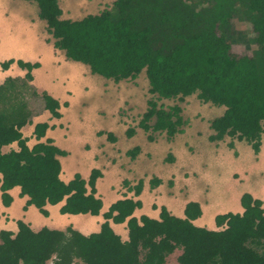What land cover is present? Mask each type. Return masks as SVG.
Masks as SVG:
<instances>
[{"label": "trees", "instance_id": "obj_1", "mask_svg": "<svg viewBox=\"0 0 264 264\" xmlns=\"http://www.w3.org/2000/svg\"><path fill=\"white\" fill-rule=\"evenodd\" d=\"M39 7V18L48 24L57 50L67 59L88 65L93 74L120 85L144 70L157 100L183 99L192 95L204 103L224 107L214 119L211 142L227 136L246 141L258 155L264 135V0H116L111 9L79 21L62 20L60 0H25ZM247 23L249 31L239 25ZM241 29L242 31H240ZM243 45L251 55L238 57L232 47ZM14 61L3 64L8 69ZM24 78H7L0 84V174L4 206L12 203L8 191L21 188L48 217V205L64 203L61 214L98 216L103 200L96 183L102 177L93 170L87 183L79 174L69 183L61 180L59 156L52 140L27 145L22 128L42 111L60 117V102L33 85L39 63L18 62ZM31 90V91H30ZM26 93L43 105L35 112ZM39 98V99H38ZM186 122L178 105L166 107L150 101L139 127L145 133H166L168 140L183 132ZM49 125L35 126L41 141ZM130 136L135 134L129 130ZM153 139V136H150ZM17 142L19 151L3 153ZM229 147L232 149L233 145ZM140 149L131 152L135 157ZM162 180L154 178L151 186ZM127 184V183H126ZM144 183L130 187L139 196ZM90 188V190L88 189ZM243 213L220 214L209 230L193 222L202 217L201 204L190 201L185 218L161 208L160 219L134 217L142 201L118 200L104 214L99 233L84 236L43 228L34 232L23 221L18 232H0V264H165L176 250L179 264H264V200L245 193ZM127 224L128 240L112 229Z\"/></svg>", "mask_w": 264, "mask_h": 264}, {"label": "rangeland", "instance_id": "obj_2", "mask_svg": "<svg viewBox=\"0 0 264 264\" xmlns=\"http://www.w3.org/2000/svg\"><path fill=\"white\" fill-rule=\"evenodd\" d=\"M7 1L10 7H7L8 18L0 24V33L5 35L9 29H13L14 32H9L34 45L36 32L40 36L43 35L47 43H54L53 37L48 34L47 22L39 18V7L36 3L23 0ZM115 1L60 0L62 20L79 21L88 15L99 14L111 9ZM5 5L6 3L0 0L1 13ZM11 8L17 11L12 18ZM24 20L36 25L31 30L36 31L31 32L23 27L21 23ZM239 27L243 31H249L246 28L251 29L247 23H242ZM232 53L242 57L251 55L252 51L243 45H235L232 47ZM11 60L18 59L15 56ZM7 62L0 58V84L7 78H17L15 74L5 72L3 64ZM79 65L84 69L83 75L72 73L61 82L60 87L66 102L60 111V117L46 112L41 118L47 122L45 115H48L54 126L49 127L51 131H64L62 128L71 125L77 131L84 126L88 130L85 132L87 135L95 136L98 152L93 162L88 164V169L101 162L111 167L112 160H116L115 165L119 168L109 183V191L105 192L113 198L105 193L102 196L105 206L101 211L103 222V214L117 200L115 195L134 197V191L128 189L137 186L140 181H143L144 186L137 199L143 202L144 209L147 207L140 214L145 212L157 218L162 207H167L171 213L176 214L177 209H185L188 202L196 201L201 204L203 211L201 224L211 230H220L214 223L217 215L237 212L236 207L243 194L249 193L256 199L264 200V135L258 155L250 144L229 136L223 141L211 142L210 136L214 134L211 123L224 114V107L206 104L197 95L183 99L157 100L151 93L145 70L135 79H128L116 85L111 80L93 74L88 65ZM39 91L44 93L40 88ZM26 98L32 102L33 111H42L40 100L38 102L36 97L29 93H26ZM150 101L158 105L164 104L167 108L174 105L181 107L186 124L183 132L176 135L175 139L169 141L164 132L145 133L139 127ZM85 114L90 115L92 119H80L84 118ZM22 129L24 136L30 132L35 133L25 126ZM131 129L135 131L132 136L128 134ZM150 136H153V139ZM230 144L233 145L232 149ZM136 148L140 151L133 157L131 152ZM2 151L9 152L10 145L4 146ZM154 178L162 180L161 184L152 187ZM221 181L223 183L219 184ZM124 192L127 193L123 194ZM117 232L123 240H128L127 225L123 224ZM180 255L181 250H177L167 258L166 264H179ZM47 264H53V261Z\"/></svg>", "mask_w": 264, "mask_h": 264}, {"label": "crops", "instance_id": "obj_3", "mask_svg": "<svg viewBox=\"0 0 264 264\" xmlns=\"http://www.w3.org/2000/svg\"><path fill=\"white\" fill-rule=\"evenodd\" d=\"M7 7L9 6L6 3L3 9V13L0 12V24L2 23L3 20L8 18ZM16 14L17 11L12 9L10 13V18L15 16ZM21 25H23V27L29 29L30 31L36 27V25H32V23L29 22L28 20H24L21 23ZM9 31L14 32L13 29H9ZM9 31H7L5 35L0 33V58L3 61H8L16 56L18 60H15V63L11 65V67L8 70L6 69L5 72L12 73L15 74L17 77L23 78L25 77L27 71L19 66L18 64L19 61H22L24 63H31V64L39 63L40 67L34 69L32 72L34 77L33 85L37 88L40 94L41 92L39 91V88L42 90V92L47 93L56 100H58L61 105L60 108L61 111L64 108V104L66 102L64 101V96L61 91V87H60L61 82L63 81L64 78H66L68 75L72 73L83 75L84 69H81V66L79 65L82 63L68 60L64 51L57 50L52 43H47V40L44 39L43 35L40 36L38 33L35 32L36 30L31 31V32H35L36 34L33 41L34 45L14 36L13 33ZM72 69H75L76 71L74 72V70ZM68 79H70V76ZM62 85H64V83ZM46 112L50 113L49 111H43V113L41 112L40 114L32 118L31 124H28L25 127H28L30 131L33 130L34 132H35V126L38 124L47 123L49 127L50 126L52 127L53 124L52 121L49 120L48 115H45L47 122H45L41 118L42 114ZM80 119L88 120V119H92V117L90 115L85 114V117ZM62 129H64V131L62 130L51 131L50 129H48L45 137L41 141H38L36 134L34 136L32 132H30L29 135L24 136V138L25 137L30 138L29 140L28 138H26L28 141L27 145L30 148H32L39 142H45L47 140H52L54 142V145H56L60 149V151L63 152V155L59 156V160L62 166L61 178L65 183H69L70 181H72L75 178V176L78 174L83 179L88 181L92 174L93 169L95 168V170H99L102 173V177L99 178L96 183L97 196L102 198L104 193L109 191V183L112 182L113 178L116 175L115 174L116 170L119 168V166L115 165L116 160L115 159L112 160L113 165L111 167L101 162L100 164L96 165L94 168L88 169L87 168L88 164L93 162L94 156L98 152V146L95 136L87 135L85 132L88 130L84 126L77 129V131H75L72 125L70 127H66V128L64 127ZM22 133H23V129H22ZM32 140H34L33 143ZM19 149L20 148L18 143L15 142L13 144H10L9 152L19 151ZM9 152L3 151V153H9ZM107 175H109L108 178ZM123 177L126 176L123 175ZM1 179H2V175L0 174V232L8 231L16 234L18 232V222L23 221L24 223L29 225L34 232H38L43 228H49L52 230H62V231H65L67 228H72L80 232L84 236H90L92 234L99 233L102 229V225L106 222V219L104 218V214H103L104 222L102 221V212L98 216H93L91 214H79V215L61 214L60 210L64 203H60L58 205H48L46 209L49 213V216L46 217L43 214H41L40 211L35 206L33 205L28 206L29 197L23 196L21 194L20 187H14L13 189L8 191L9 196L12 197V203L8 207L4 206L2 201L3 192L1 189ZM126 183L127 182H125V184ZM126 193L127 192H124L123 194ZM105 195L110 196L109 194L106 193ZM110 197L113 198L112 196ZM130 197L131 196L129 195L128 196L126 195L118 196L117 194L115 195V198H117L116 201L124 200ZM146 208L144 209V204H143L141 209H137L135 211L134 217H136L139 220L143 216H147L149 218L157 219V220L160 219V214L157 218H154L155 216H150L145 212L140 214L143 210H146ZM104 209L105 206L103 205L102 210ZM236 209L238 210L235 213L244 212L243 211L244 209L242 208L240 203H238ZM109 210H106L105 213L109 212ZM184 211L185 209L184 207H182L177 209L176 214L174 213L172 214L179 218H185ZM203 218L204 216L202 215L201 218L195 220L193 223L198 227L211 230V228H207L203 224H201ZM214 223L216 224V221ZM110 224L112 229L115 231V233L118 234L117 231L120 230L121 226L125 223L115 224L112 221H110ZM123 241H127V240H123ZM75 263L83 264L80 260H76Z\"/></svg>", "mask_w": 264, "mask_h": 264}, {"label": "clouds", "instance_id": "obj_4", "mask_svg": "<svg viewBox=\"0 0 264 264\" xmlns=\"http://www.w3.org/2000/svg\"><path fill=\"white\" fill-rule=\"evenodd\" d=\"M3 1H5L8 5H9V3H8V1L7 0H3ZM23 1H25V0H23ZM26 2H28V1H26ZM59 4H60V1H59ZM61 7V6H60ZM62 9V8H61ZM102 13V12H101ZM100 14V13H99ZM95 15V14H94ZM97 15V14H96ZM89 16V15H88ZM87 17V16H86ZM85 18V17H84ZM83 19V18H82ZM46 22V21H45ZM53 45H54V43H53ZM11 60V59H10ZM10 60H8V62L10 61ZM14 63H15V61H14ZM13 63V64H14ZM12 65V64H11ZM10 65V66H11ZM18 78V77H17ZM19 78H22V77H19ZM24 78V77H23ZM241 142H245V143H247L246 141H241ZM248 144V143H247ZM62 167V166H61ZM93 170H95V168L93 169ZM61 174H62V171H61ZM60 177H61V175H60ZM61 180H62V178H61ZM85 180V179H84ZM63 181V180H62ZM87 183L90 181V178H89V180L87 181V180H85ZM223 182L221 181L219 184H222ZM88 189L90 190V188L88 187ZM96 190H97V186H96ZM135 192V191H134ZM142 193V192H141ZM141 195V194H140ZM139 195V196H140ZM139 196H136L135 195V193H134V197H130V198H133V199H135V200H139V199H137V197H139ZM241 198V197H240ZM141 201V200H140ZM239 203H240V199H239ZM241 204V203H240ZM243 208V207H242ZM233 213V212H232ZM225 214H227V213H225Z\"/></svg>", "mask_w": 264, "mask_h": 264}]
</instances>
